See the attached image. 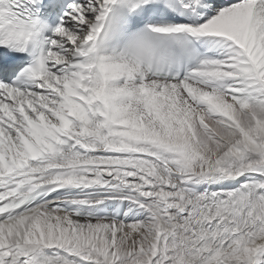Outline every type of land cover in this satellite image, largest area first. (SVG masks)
Instances as JSON below:
<instances>
[{"label": "snow or ice", "instance_id": "obj_1", "mask_svg": "<svg viewBox=\"0 0 264 264\" xmlns=\"http://www.w3.org/2000/svg\"><path fill=\"white\" fill-rule=\"evenodd\" d=\"M0 264H264V0H0Z\"/></svg>", "mask_w": 264, "mask_h": 264}]
</instances>
